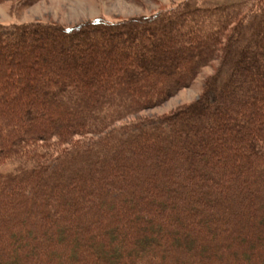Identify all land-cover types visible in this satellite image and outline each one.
I'll list each match as a JSON object with an SVG mask.
<instances>
[{"label": "trees", "instance_id": "1", "mask_svg": "<svg viewBox=\"0 0 264 264\" xmlns=\"http://www.w3.org/2000/svg\"><path fill=\"white\" fill-rule=\"evenodd\" d=\"M246 2L249 3L248 6ZM222 4L223 6H203L185 2L173 8L171 12L166 11L156 17L132 18L112 23L103 22L94 26L101 28V36L104 34V38L107 39V42L96 44L101 49L100 51L110 52L114 47H118L111 55L108 53L109 59L115 61L112 68L120 70L123 74L112 80L113 83L106 81L111 67L99 66L96 69L92 66V68L84 66L73 72L72 68L80 63L84 56L80 53L89 50L88 44L92 41L89 40L87 33L94 31L91 27L92 23L90 26L83 25L75 29L36 24L13 27V30L6 31L3 30L5 27L0 26V31H4L0 32V57L10 54L4 52L7 50L5 48H12L13 52L24 42L28 44L27 49L41 48L50 55L55 54V44L52 41L58 40L61 49L66 50L55 61L45 60L36 64H19L18 62L12 67V71L23 69V71L36 72V74L28 77L19 75L18 79L23 80V83L15 90L11 84H5L6 86L0 84V101L4 96L14 97V101L6 103L0 113L3 126V133L0 136V199L14 196V201L10 204L19 205L12 206L17 214H25L29 208L32 209L31 219L21 221L11 215L2 220L0 230L6 234V243L13 246L17 240L33 239L34 246H28L27 252H33L34 248V253H36L41 249L42 240L48 236V238L61 241V246H68L74 233L83 231L80 226L74 223L71 224L70 229L64 230L60 226L56 232L51 234L47 221L53 220L59 223V220L68 218L69 214H78L77 216H82L84 219L83 214H79L77 208L74 207L64 216L61 212L54 211L51 206L52 201L51 204L49 202L48 209H36L35 206L40 203L48 204L44 195H37L36 192L47 185L59 189L60 186L68 183L76 190V192L69 193V198H72L74 202L79 201L82 196H77V194L83 190L84 179L90 180L99 175H103L104 179L96 183L98 192L94 193V197L88 198V202L97 206L106 205L117 199V196L123 192L128 197L139 196L144 200L146 185L163 193L180 188L176 194L166 195L172 205H168L164 199L155 205L136 206L138 209L143 208L146 211H152L157 216H166L178 222L206 220L208 216L222 219L228 218L229 215L238 217L254 215V211L250 209L237 210L231 204L233 194L234 198L244 205L255 204L259 208L264 207V202L257 201L258 195L264 194V59L261 61L256 59L258 56L264 57V0L239 1L232 5ZM165 18L168 22L164 21ZM166 24L168 27H165ZM178 28H182V34ZM39 32L46 38L48 36L52 41L45 44L40 38V41L32 42L30 37H33V33ZM156 37L159 39L154 40ZM161 40L164 42L169 40L178 46L176 49H171L169 46L160 47L162 46L160 45ZM256 42L257 47H253V43ZM218 52L222 53L221 64L216 69V74L207 82V88L202 93L201 101L208 99V102L215 101L217 104L227 102L229 105L226 109L213 111L207 117L196 108L197 114L191 119L189 117L183 120L184 111H179L147 122L142 121L135 124L125 122L115 126L125 117L165 95L162 91L151 87L157 85L171 88L169 91L171 93L187 85L201 67L210 64ZM127 53L134 54V66L118 65L116 61ZM164 55L166 64L163 65V69H165H162V72H155L153 77H150V83L144 78L140 80L138 76L145 75L155 65L151 63L152 59L157 60ZM86 56L93 58L99 54L94 53L93 49ZM21 58L24 61L27 57L25 55ZM181 61H188L190 64L182 69L179 73L181 79L175 82L170 74ZM229 68L231 73L227 72ZM9 70V68L2 70L0 79L6 77ZM49 71H58V73L52 78L44 74ZM159 75L164 77L158 79ZM254 75L257 77L254 78ZM91 82L94 83L93 87L90 86ZM28 84L29 87H27ZM30 84L34 91L44 87L41 94L47 97L25 98V95L30 92ZM243 84H247L245 92L239 89V86ZM145 85L151 88L149 96L144 94ZM233 95H237L239 101L231 102ZM25 102H30L29 107L24 110L28 129L25 132L8 135L11 126L17 124L16 119H10L9 113L13 112L14 105L19 106ZM50 108L62 110V114L57 115L54 123L44 126L33 124L30 121L34 112H46ZM229 109L239 111L241 114L231 116ZM66 114H71V121H66ZM209 121L211 125L214 122L216 126L231 123L233 127L228 133L241 145L236 152L242 153L243 148L248 151V155L235 159L233 155L217 154V150L226 141V137L219 134L215 142H210L207 137H211L213 131L203 133L197 131L200 123ZM254 127L262 130L260 135L250 136L248 134V130ZM186 133H189L192 140H195V144L187 142ZM120 134L122 136H119ZM136 138L138 140L134 141ZM178 139L184 142H177ZM171 141L181 146L179 149L175 146L163 159L160 152H164ZM125 143L127 144L125 154H121L117 150ZM203 149L210 151L203 155L200 151ZM94 151L109 157L111 163L105 158L99 160ZM125 155L127 159L134 160L132 166L140 171L139 173L132 174L123 170L126 162L129 161L124 158ZM182 158L186 160L183 162ZM228 159L235 161L238 165L225 164L224 162ZM161 161L163 162L158 169V176L156 170L147 168ZM218 163H224V168L211 174L209 169ZM7 164L9 166H5ZM74 164L87 166L90 169L83 172H68L65 166ZM55 167L58 169L57 172L54 171ZM226 174L241 178L242 187L255 184L257 187L255 190L240 192V189L230 186L228 190H225L217 189L214 184L212 185L214 182L219 185L223 182L227 184L224 179ZM63 178L67 180V183H61ZM135 181L144 182V184L141 188L130 187V184ZM106 187L111 189L107 195L103 193ZM190 188L194 192L191 193ZM60 196L58 190L56 196H50V198L54 200V203H58L62 200ZM179 206H191L192 209L174 213L173 209ZM120 209L124 217V215L132 214L135 206L122 203ZM89 215L88 220H97L100 213L96 210ZM122 216L109 214L104 219L119 220ZM143 217L144 215L140 216V218ZM35 218L40 222H35ZM84 221L87 220L84 219ZM18 225L23 231L18 237L14 236L13 231L8 232L10 227H18ZM36 227H38L37 233L31 234ZM232 229L215 222L202 227L201 231L205 235H213L225 230L230 232ZM172 231L174 232L170 229V232ZM118 232L116 227L104 231L106 234ZM241 239L244 246L250 249L248 239L244 236ZM172 244L174 249L181 246L179 251L182 253H186L190 247V245H182L179 238H175ZM232 248L230 244L221 247L222 250ZM163 250L167 248L163 246ZM141 251L157 254L158 249L154 245L151 248L141 249ZM201 254L204 260L213 256L207 250L202 251ZM173 259L177 261V264L183 262L182 255L178 253ZM23 262L27 264L29 259L24 258ZM76 262L80 264L82 259L79 258ZM148 262L145 261L147 264ZM50 263H52L50 260L44 261V264ZM133 263L134 261L130 259L123 262V264Z\"/></svg>", "mask_w": 264, "mask_h": 264}, {"label": "rangeland", "instance_id": "2", "mask_svg": "<svg viewBox=\"0 0 264 264\" xmlns=\"http://www.w3.org/2000/svg\"><path fill=\"white\" fill-rule=\"evenodd\" d=\"M239 1L252 2V0H0V26L5 27L3 30L6 31L13 30V27L36 24L53 25L65 29H75L80 28L83 25L90 26V24L92 23L91 27L94 28V31L87 33L89 35V40L92 41L88 44L89 50L84 52L78 50V52H82L80 54H84V56L81 58V62L72 68L73 72L78 71L79 68H83L84 66H92L96 69L99 68V66H105V68L111 67L106 81L113 83L112 80L122 76L123 74L120 70H115L112 68L115 61H111V59H109L110 56L108 55V53H110L111 55L115 49H118V47L113 46L114 48L111 49L110 52L104 51L105 54L104 52L100 51L101 49L99 48V46L97 47L96 44L99 45V43L102 44L105 41L107 42V39L104 38L105 36L103 33V35L101 36L102 29L99 27L95 28L94 26L103 22L112 23L132 18L156 17L163 12H171L173 8L179 7V5L181 6V4L185 2L191 3L192 5L196 3L197 5L203 6H223L222 3H230L232 5V3L236 4V2ZM248 5L249 3L246 2V6ZM169 18L170 17H168V19ZM171 18L174 17L171 16ZM168 19L165 18L164 21L168 22ZM166 25L165 27H168V25ZM230 27L231 24L229 25V28ZM178 31L180 32V34H182V28H178ZM40 38L41 42L44 41L45 44L52 41V39L48 38V36L46 38L44 34L40 32L35 34L33 33V37L31 36L30 40H32V42L40 41ZM157 39L159 38L156 37L154 40ZM142 41L145 42L143 39ZM166 41L164 42L161 40L160 45L162 46L160 47L169 46V48L171 49L177 48L178 45L176 43H173L169 40L167 42ZM52 42L55 44V54L53 53L50 55L45 53L41 48L33 49L31 47L27 49V42H24V44L22 43L20 46H18V48H15L13 52L12 48H5L7 50H4V52H9L10 54H8L7 56L2 55L0 57V72L4 69L8 70V68L10 70L6 77L0 79V84H11L12 86H14L13 90H15L23 83V80L18 79L19 75L22 77H28L30 75L36 74V72L34 73L26 70L23 71V69H20V71H12V67L16 66L18 62L19 64H36L40 61L45 60L55 61L56 58H59L61 54L66 52L65 49H61L58 40ZM151 42L152 41H150V43ZM222 42H225V38L222 39ZM257 45V42L253 43V47H257ZM156 47L158 46L156 45ZM93 49L94 53L99 54V56H95L93 58H89L87 56L85 57V55H87V53H89L90 50ZM221 54L220 52H218L216 56H214L210 61L209 65L206 64L201 67L195 77L191 80V82L171 93H169L171 88H163L157 85L151 87L158 91H162L163 93H165V95L162 96L161 99H157L156 102L146 104L141 110L125 117L115 126H119L120 124H124L125 122H129L132 124L142 121L147 122L150 120L172 115L179 111H184V115L182 117L183 120L189 117L191 119L192 116L197 114L196 108L197 111L203 113V116L207 117L213 111L218 112L220 110L226 109V107H228L229 105L227 104V102L217 104L215 103V101H213V103L208 102V99H204L203 101H201L203 99L202 93L204 92V89L207 88V82L216 74V69L221 64ZM25 55L27 58L23 61L21 56ZM169 56L171 55L169 54ZM256 59L257 61H261L264 59V57L258 56L256 57ZM134 60V54L127 53L124 57H120L119 61L117 60L116 63L118 65L132 67L134 66ZM151 63L155 65L152 66V68H150L145 75L138 76L140 80L144 78L150 83V77L152 78L155 72H162L165 69H163V65L166 64V56L164 55L161 58H157V60L152 59ZM189 64L190 63L188 61H181L177 65V68L174 70V72L170 74L175 82L181 79L179 73L184 67H188ZM227 72L231 73L230 68L229 70L227 69ZM57 73L58 71L44 72L45 75H48L52 78L55 77ZM157 77L158 79H162L164 76L159 75ZM253 77L255 78L257 76L254 75ZM101 80L104 81L103 79ZM217 85H219V82H217ZM90 86L93 87L94 83L91 82ZM27 87H29V84L27 85ZM151 88L148 85L144 86V94H146V96L150 95ZM42 89H44V87L34 91L32 89V84H30V92L25 95V98H31L32 96L46 98V95L41 94ZM239 89L247 91V84L239 86ZM167 91L168 93H166ZM13 101L14 97H2L0 101V113L2 112V107L6 103L8 104ZM235 101H239L237 95H233V98L231 99V102ZM29 103L30 102H25L20 104L19 106H13V112L9 113V117L10 119H16L17 124L11 126L8 135H13L14 133L22 131L25 132V130L28 129L26 127L28 126L26 124L27 121L24 118V110L29 107ZM229 111H231L232 113L231 116L241 114L239 111H233L230 109ZM59 114H62V110H59L57 108H50V110H47L46 112H34L32 114V117L30 118V121L33 124L49 126L57 120V115ZM65 119L68 122L71 121V114H66ZM232 127L233 125L231 123L220 125L218 124V126H216L214 122L213 125H211L209 121L200 123L197 131H199V133H203L205 131H213V135L211 137H207L210 142H215L218 139V135L223 134L226 137V141L221 144L216 153L233 155L235 159L242 158L246 154L248 155V151L242 148V153L236 152L238 147L241 148V145L239 141H236V139L228 133V131ZM261 131V129L254 127L248 130V134L250 136H258L260 135ZM142 132H144V130ZM2 133L3 126L2 122L0 121V136L2 135ZM119 136L122 135L120 134ZM185 139H187V142L195 144V140H192L189 133H186ZM136 140L138 139H134V141ZM173 142L174 141H171L170 145L164 152H160L161 156L164 157L163 159H165L166 155L170 153V150L175 148V146H178V149L181 146L175 145L173 144ZM177 142L184 141H180V139H178ZM126 146V143L122 144V146L118 148L117 151L121 154H125L124 151ZM200 151L203 155H206V153H208V151L210 150L203 149ZM94 154L99 160L105 158L107 162L111 163V159L109 157L102 156L96 151H94ZM124 158L126 160H129L126 158V155ZM67 159L69 160L70 157L68 156ZM185 160V158H182L183 162ZM132 161L134 160L132 159L127 161L123 170L128 171L132 174L139 173L140 171H137V169L132 166ZM162 162L163 161L158 162L154 166L149 165L147 166V168L149 167V170H156V175L158 176V169ZM224 163H227L229 165L231 164L233 166L238 165L235 161H231V159H228ZM224 163L212 165L209 169V172L211 174H215L216 172L221 171L224 168ZM5 166L9 165L7 164ZM65 168L68 170V172H83L90 169L89 167L81 166L80 164L67 165L65 166ZM57 170V167H55L54 171L57 172ZM47 176L50 177V175ZM101 179H104L103 175L92 177L90 178V180H87L85 178L82 182L83 193L81 192V195L77 194V196H82V198H80L79 201L75 202L72 198H69V193L76 192V190L71 188L66 179L61 180V183H67V185H63L62 187L60 186L59 189H55L54 187L47 185L37 191V195H44L48 204L40 203L35 206L36 209H48L52 201L51 206L55 212H61L65 216L66 212L68 213L69 210L76 207L79 214H83L84 219L87 220L84 221L82 216H77L78 214H67L68 218H64L62 219V221L59 220V223L53 220H49L47 221L49 233L52 234L56 232L58 230V227L60 226L62 230L70 229L71 224L74 223L78 224L80 226V229H82L83 231L74 233L73 239H71V243L65 247L61 246L62 242L58 239H51L47 236L42 240L40 244V251L34 253V248L33 252H27L28 246H34V241H32L33 239H28L26 241L17 240L15 242L16 244L14 243V245L12 246L9 243H6V234L2 230H0V264H25L23 262L24 258L29 259V262H27V264H44L45 260H50L52 262L50 264H79V262H76V260H79V258L82 259V262L80 264H123V262L127 261L128 259L134 261L133 264H147L145 263V261H149L150 263L148 262V264H177V261L173 259L177 253L181 254L183 258V262L179 264H264V207L259 208L255 204L244 205L238 202V200L234 198L233 194L231 204L235 206L237 210H253L254 215H248L244 217L229 215L228 218L225 217L222 219H216V217L208 216L206 220H185L178 222L177 220H173L172 218L166 216H157L156 214H153L152 211H146L143 208L138 209L136 208V206L140 204L155 205L161 200L163 201L164 199L168 205H172L171 201L166 198V195H168V193L176 194L177 192H179L180 188L171 189L169 190V192H167V190L165 193H163L160 191H156V189L152 186L146 185V190H144V195L146 198L144 200L139 196L128 197L123 192L117 196V199L108 202L106 205L97 206L94 203L88 202V198H91L94 193L98 192V185H96V183ZM224 179L226 180L227 184L223 182L222 185H219V183L214 182L212 183V185L214 184L217 189L225 190H228L230 187H232L234 189H240V192H242L243 190H255V188L257 187V184L250 187H242L241 178L233 177L232 174L224 175ZM143 184L144 182L138 183L137 181H135L130 184V187L141 188ZM58 190L60 191V198H62V200H60V202L58 203H54V200L51 199L50 196H56ZM110 190L111 189H108L106 187L103 193L107 195ZM190 191L191 193L194 192V190H191V188ZM14 198V196H8L4 199H0V224L2 223V220L4 218H9L11 215H13V218H18L21 221L31 219V208H29L25 214L15 213V208L12 207L15 205L10 204L12 203L11 201H14ZM144 201L146 204L144 203ZM257 201L259 203L264 202L263 193H260V195H258ZM122 203L135 206V209L132 210V214L124 215V217L122 216L120 209V204ZM16 206L19 205L16 204ZM190 209H192L191 206H179L175 207L173 211L174 213H179L183 211H190ZM96 210H99L100 213V216H98L97 220H88L90 216L89 214ZM109 214H117L121 215L122 217H120L119 220L107 221L104 219V217ZM141 215H144V217L140 218ZM34 221L40 222V220L37 218H35ZM215 222L222 223L226 227L233 229L230 232H227L228 230H225L213 235L203 234L201 228ZM113 227H116L119 232L116 234L104 233V231H106L108 228ZM37 229L38 227H36V229L31 232V234H36ZM170 229H173L174 232H170ZM9 231H13L14 236L17 237L20 235V233L23 232L22 227H20L19 225L18 227H10L8 229V232ZM242 236L248 239V242L251 245L250 249H247L242 243ZM175 238H179L182 245H190L186 253H182L179 251V247L181 246L174 249L175 247L173 246L172 241H174ZM229 244L233 247L232 249H221L223 245ZM154 245L155 248L158 249L157 254H150L141 251V249L151 248ZM163 246H165V249L167 248V250L164 251ZM86 250H88V252ZM204 250H207L213 256H211L207 260H204L201 254V252Z\"/></svg>", "mask_w": 264, "mask_h": 264}]
</instances>
